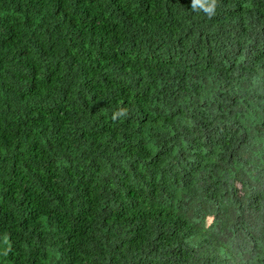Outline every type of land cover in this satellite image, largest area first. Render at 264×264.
Masks as SVG:
<instances>
[{
	"label": "trees",
	"instance_id": "trees-1",
	"mask_svg": "<svg viewBox=\"0 0 264 264\" xmlns=\"http://www.w3.org/2000/svg\"><path fill=\"white\" fill-rule=\"evenodd\" d=\"M193 4L0 0V264H264V0Z\"/></svg>",
	"mask_w": 264,
	"mask_h": 264
},
{
	"label": "clouds",
	"instance_id": "clouds-1",
	"mask_svg": "<svg viewBox=\"0 0 264 264\" xmlns=\"http://www.w3.org/2000/svg\"><path fill=\"white\" fill-rule=\"evenodd\" d=\"M196 6H200L204 9V11L209 15L215 14V7H216V0H194L193 8ZM125 111L124 109H121L120 112ZM120 113H117L116 115H119ZM116 115L113 116V119L115 120Z\"/></svg>",
	"mask_w": 264,
	"mask_h": 264
}]
</instances>
